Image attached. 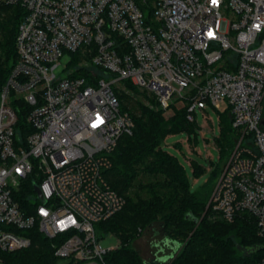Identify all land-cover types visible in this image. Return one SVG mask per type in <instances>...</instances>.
<instances>
[{
  "label": "built area",
  "instance_id": "1",
  "mask_svg": "<svg viewBox=\"0 0 264 264\" xmlns=\"http://www.w3.org/2000/svg\"><path fill=\"white\" fill-rule=\"evenodd\" d=\"M4 1L24 15L0 94V254L37 230L61 260L110 264L120 242L101 246L95 225L125 205L105 178L135 126L114 89L125 81L165 112L185 106L195 131L199 111L227 104L236 136L209 206L229 222L250 215L264 237V0ZM12 92L29 104L27 126Z\"/></svg>",
  "mask_w": 264,
  "mask_h": 264
},
{
  "label": "trees",
  "instance_id": "2",
  "mask_svg": "<svg viewBox=\"0 0 264 264\" xmlns=\"http://www.w3.org/2000/svg\"><path fill=\"white\" fill-rule=\"evenodd\" d=\"M24 10L18 5L0 3V94L18 62L16 36ZM133 93L117 89L121 111L134 122L132 135H123L112 153V168L105 172L110 187L125 200L123 209L106 221L95 225L98 238L115 234L119 248L109 252L110 264H145L132 243L148 228L159 223L164 235L180 249L169 264H232L252 263L264 257V237L257 234L253 218L244 213L232 222L216 216L209 206L213 182L219 176L225 159L234 146L235 132L228 113L221 118V134L217 139L221 161L208 184L192 192L184 167L167 153L162 143L168 135L194 133L187 121L186 107L173 105L165 112L148 94L125 82ZM12 105H19L20 126H27L29 105L11 93ZM198 177L204 167L193 162ZM31 246L2 253V264H76L59 259L51 241L37 230L26 233ZM250 249V253L246 252Z\"/></svg>",
  "mask_w": 264,
  "mask_h": 264
},
{
  "label": "rangeland",
  "instance_id": "3",
  "mask_svg": "<svg viewBox=\"0 0 264 264\" xmlns=\"http://www.w3.org/2000/svg\"><path fill=\"white\" fill-rule=\"evenodd\" d=\"M0 3H5V1L0 0ZM66 61L67 59H64L63 63L65 64ZM125 82L114 85L115 91L117 89H123L127 94L133 96V93L125 86ZM129 83L134 85L132 82ZM137 89L140 94H148L157 102L156 97L149 92L142 90L139 87H137ZM17 97H21V95H18ZM227 109V104L225 102H221L218 109H208L206 113L199 111L197 121L198 124L205 127L204 129L202 128L194 133L184 131L181 133L171 134L168 135L162 143L163 149L175 157L184 167L192 192L199 191L210 182L216 165H218L221 161V154L215 146L214 136L218 138L221 134L220 121L223 114L227 112ZM205 117L212 119V122L210 124L209 122L206 124ZM189 136L191 137V140ZM193 162H196L204 167L203 172H201L198 177L194 174ZM216 180L213 184H211L213 188ZM216 216L222 217L220 214H217ZM167 240L168 239L164 235L161 225L156 223L154 226L144 231L132 243V246L141 255L145 264H169L172 258L166 261L159 260L162 257L171 256V254L175 253L174 244L172 242H167ZM99 242L104 248H116L119 245V239L113 233H108L104 237L100 238ZM120 245H122L121 242ZM246 252L250 253V249H246Z\"/></svg>",
  "mask_w": 264,
  "mask_h": 264
},
{
  "label": "water",
  "instance_id": "4",
  "mask_svg": "<svg viewBox=\"0 0 264 264\" xmlns=\"http://www.w3.org/2000/svg\"><path fill=\"white\" fill-rule=\"evenodd\" d=\"M35 189H36V191L39 193V197H40V199L42 200V202H43V203H46V200H45L44 196L42 195L39 186H35ZM167 242L170 243L171 241L168 239ZM173 244H174V246H175V247H174V252H177V251L180 249L181 246H180L179 243H173ZM173 255H174V254H171V256L162 257V258H160L159 260H160V261H166V260L172 258Z\"/></svg>",
  "mask_w": 264,
  "mask_h": 264
},
{
  "label": "snow or ice",
  "instance_id": "5",
  "mask_svg": "<svg viewBox=\"0 0 264 264\" xmlns=\"http://www.w3.org/2000/svg\"><path fill=\"white\" fill-rule=\"evenodd\" d=\"M213 2H215V0H213ZM95 126V125H94Z\"/></svg>",
  "mask_w": 264,
  "mask_h": 264
}]
</instances>
